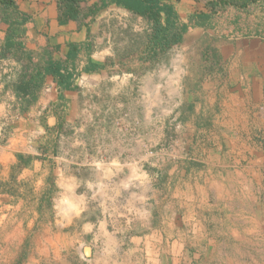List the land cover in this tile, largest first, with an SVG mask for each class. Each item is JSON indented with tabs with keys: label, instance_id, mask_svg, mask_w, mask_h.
<instances>
[{
	"label": "crops",
	"instance_id": "1",
	"mask_svg": "<svg viewBox=\"0 0 264 264\" xmlns=\"http://www.w3.org/2000/svg\"><path fill=\"white\" fill-rule=\"evenodd\" d=\"M13 1L28 18L0 58V214L47 213L78 264H264V27L188 23L165 59L120 61L117 6L60 23L57 0ZM162 1L180 22L195 3ZM72 51L68 89L19 91Z\"/></svg>",
	"mask_w": 264,
	"mask_h": 264
},
{
	"label": "rangeland",
	"instance_id": "2",
	"mask_svg": "<svg viewBox=\"0 0 264 264\" xmlns=\"http://www.w3.org/2000/svg\"><path fill=\"white\" fill-rule=\"evenodd\" d=\"M91 1L93 0L81 4L83 10ZM182 8V18L187 20L189 14L201 8V4L187 1ZM110 14L111 22L105 31L104 45L115 49L117 56L115 59L140 60L143 57L142 48H145L147 51L145 58L152 62H159L166 58L167 48L182 45V39L176 41V35L182 23L180 21L171 33L169 43L154 47L150 43L151 25L147 21L118 7H113ZM183 22L191 24L190 21ZM211 22L222 23L224 26L236 24L242 33L246 28L250 33L256 34L259 28L264 27V2L252 5L247 10L227 8L218 13ZM236 33L239 34V32ZM45 199L42 198L44 201ZM18 215L0 214V264H69L71 259L73 264H78L77 254H75L79 251L78 245L64 246L62 238L57 236V234L62 236L60 233L63 230L53 228L52 224L48 226L47 213L24 212L21 221ZM49 218L52 220V214H49Z\"/></svg>",
	"mask_w": 264,
	"mask_h": 264
},
{
	"label": "trees",
	"instance_id": "3",
	"mask_svg": "<svg viewBox=\"0 0 264 264\" xmlns=\"http://www.w3.org/2000/svg\"><path fill=\"white\" fill-rule=\"evenodd\" d=\"M88 0H57L60 23H66L69 20L83 19L89 24L93 21L96 13L109 5H115L128 11L131 14L139 16L151 25L150 43L152 46H165L169 43L171 33L177 28L179 22L178 15L170 3L162 0H95L84 10L82 3ZM201 4V8L195 9L188 15L187 21L192 25L205 26L211 22L214 17L227 8L238 10H247L250 6L263 3L264 0H192ZM27 16L21 13L13 0H0V20L7 24V31L1 45L0 58L6 56L11 49L23 48L21 42L17 40L22 34V25ZM187 22H182L179 32L176 35V41L182 39L187 29ZM88 45V43H86ZM69 48H78L77 45H70ZM75 53L68 52L65 59L46 58L45 64L41 68H34L29 73V67L22 71L20 77L19 91L26 93L30 89H35L42 78L47 75H53L63 89L70 87L69 79L72 73L64 67V61L73 59ZM94 69V67H91ZM86 67L85 70H92ZM33 73V74H32ZM32 82V83H31ZM32 84V85H31Z\"/></svg>",
	"mask_w": 264,
	"mask_h": 264
}]
</instances>
